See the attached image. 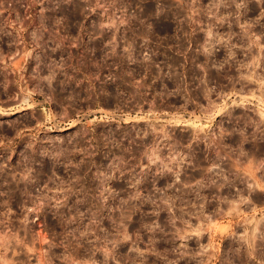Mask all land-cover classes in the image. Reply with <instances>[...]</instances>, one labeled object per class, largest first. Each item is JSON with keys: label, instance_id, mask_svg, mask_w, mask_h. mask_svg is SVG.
Masks as SVG:
<instances>
[{"label": "rangeland", "instance_id": "obj_1", "mask_svg": "<svg viewBox=\"0 0 264 264\" xmlns=\"http://www.w3.org/2000/svg\"><path fill=\"white\" fill-rule=\"evenodd\" d=\"M263 7L0 0V264H264Z\"/></svg>", "mask_w": 264, "mask_h": 264}, {"label": "flooded vegetation", "instance_id": "obj_2", "mask_svg": "<svg viewBox=\"0 0 264 264\" xmlns=\"http://www.w3.org/2000/svg\"><path fill=\"white\" fill-rule=\"evenodd\" d=\"M233 116H238V114H235ZM243 117L245 118V121L248 119L247 122L250 123V125H246L247 127H249V128H247L248 133H250L249 139H247V141H245L244 143L243 142H239L238 141L239 136L237 135V133H238L237 131H235L234 133H232L230 136L226 137L225 139L228 140L227 144L231 145V147H233L235 149L240 147V146H242L245 149V155L251 157V156H253L254 149L256 148L254 146V143H253V135H252V132L254 131V126H252V124H251L252 122H255V121H254V119L252 118L251 115H247V119H246L245 115ZM236 121L242 123V121H239V120H236ZM260 130H262V128L261 129L260 128L257 129V131H260ZM258 142L262 143L263 140L259 139ZM259 146L261 148H263L264 144H261ZM262 153H264V150L262 151Z\"/></svg>", "mask_w": 264, "mask_h": 264}, {"label": "built area", "instance_id": "obj_3", "mask_svg": "<svg viewBox=\"0 0 264 264\" xmlns=\"http://www.w3.org/2000/svg\"><path fill=\"white\" fill-rule=\"evenodd\" d=\"M263 4H264V0H262ZM263 14H264V7H263ZM237 16H234L231 18V16H225L224 20H226V23L225 24H228L226 25L229 30L232 32H234V28H232V25H233V22H234V18H236ZM233 19V20H232ZM204 26H206V24L204 23ZM220 27V26H219ZM246 27V20H244L243 22V26L241 28V31L243 32L244 31V28ZM261 31H262V35L264 36V16H262V23H261ZM244 33V32H243ZM264 65V61L262 63Z\"/></svg>", "mask_w": 264, "mask_h": 264}]
</instances>
